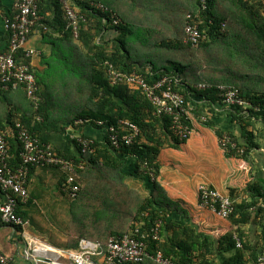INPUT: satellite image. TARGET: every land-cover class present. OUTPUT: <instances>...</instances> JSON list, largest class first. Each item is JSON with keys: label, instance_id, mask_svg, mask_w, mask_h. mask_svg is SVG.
I'll return each instance as SVG.
<instances>
[{"label": "trees", "instance_id": "16d2710c", "mask_svg": "<svg viewBox=\"0 0 264 264\" xmlns=\"http://www.w3.org/2000/svg\"><path fill=\"white\" fill-rule=\"evenodd\" d=\"M203 1L69 0L83 18L77 38L68 28L61 0L39 3L40 16L53 15L49 25L43 20L48 28L51 25L62 32L70 44L74 39L81 44L64 50L65 80L70 82L64 100L70 105L66 111L51 108L54 95L36 75L40 108L11 125L15 129L21 122L41 145H51L58 157L74 165L78 184L85 183L77 199L69 198L70 242L76 241L73 248L80 239L107 245L113 236L137 232L151 256L160 252L171 264H258L264 246L261 183L250 180L243 189L248 197L241 202L237 201L241 189L230 190L234 213L229 219L236 227V238L233 233L221 238L203 233L188 212L168 198L158 180L160 152L181 149L195 130L193 122L184 118L191 134L181 140L172 129V117L157 116L144 91L126 79L112 84L106 67L108 63L117 73L142 75L149 84L165 77L177 79L174 90L185 97L187 110L199 124L215 131L226 157L251 164L252 151L261 145L256 131L264 130V0H205L206 8ZM188 23L197 25L203 36L197 48L186 42ZM199 84L211 88L199 90ZM219 87L238 90L247 104L226 107ZM192 98L209 103V114L193 107ZM219 106L227 108L231 124L240 126L245 142L217 126ZM80 120L90 123L77 126ZM121 121L140 130L130 145L122 141L130 133L121 128ZM98 122L116 130L120 147L114 146L110 132L104 133L102 142L82 134L93 141L94 150L82 153L78 140L67 135V126L78 131L87 126L105 131ZM225 137L244 154L239 155L231 144L224 149L221 141ZM9 144L10 164L20 168L21 145L17 141ZM129 177L144 182L147 197L127 184ZM256 223L262 225L260 249L249 245L245 231ZM156 230L159 239H155ZM142 264L159 263L148 258Z\"/></svg>", "mask_w": 264, "mask_h": 264}, {"label": "crops", "instance_id": "0c3cea01", "mask_svg": "<svg viewBox=\"0 0 264 264\" xmlns=\"http://www.w3.org/2000/svg\"><path fill=\"white\" fill-rule=\"evenodd\" d=\"M14 4L15 0H0V53H5L8 50L9 36L5 29V20L13 17ZM40 17L38 25L29 38L27 47L38 52L32 60L33 69L40 78L41 84L49 87V91L54 95L70 84L65 80L67 75L64 67L65 48L69 49L74 43L79 46L81 44L77 39H74L73 44H70L63 39L62 32L51 28V25L48 28L43 23V20L47 24L52 20L51 13L47 14V17ZM75 38L77 37L75 36ZM192 103L193 107L199 108L201 114H209V103H205L203 99L192 98ZM52 106L51 108H55L56 105L52 104ZM216 109L221 113L216 120L217 126L227 132L234 133L238 140H242V130L240 126L231 124L227 108L219 106ZM34 110V106L23 88L10 89L0 96V130L7 134L9 142L17 141L18 143L15 129L11 125L12 122L23 116H31ZM189 118L193 122L195 130L188 142L181 149L166 148L160 152L158 180L168 198L181 205L203 233L219 238L233 233L236 238V227L230 219H222L202 206L199 199L200 188L206 185L229 197L231 189H241L242 192L237 200L241 202L248 197L243 189L250 180H253L254 183L260 182L264 187V130L256 131L261 145L257 150L252 151L250 164L244 160L228 159L220 147L215 131L200 125L192 112H189ZM18 123L22 124L17 122L16 125ZM257 128L261 129V124H258ZM66 131L70 137L85 134L99 142L104 140V130L89 126L83 127L82 131L67 126ZM242 142H245V139ZM65 180H67V174L59 168L35 167L29 178L30 198L18 206L19 215L27 221L26 227L19 229L5 225L0 220V255L10 260L11 264H35L34 261H29L24 257V252L30 247L42 245L55 252L62 261H68V255L79 248V244L76 248L72 247L76 241L70 242V206L72 201L69 200V196L65 192ZM134 180L141 182L139 188L141 193L144 196L148 195L144 182L139 179ZM47 185H50L55 192L41 190ZM34 195H37L36 198ZM40 198L47 204L52 203L57 207V214L60 215L58 230L48 224L44 219L43 211H39L37 206ZM3 200V195L0 192V204ZM66 201L68 202L66 203ZM245 231L249 245L260 249L262 246V225L260 223L250 224L245 228ZM81 240L88 239H80L78 243ZM229 256L231 257V255ZM245 260H248L247 255ZM0 264L2 263L0 262Z\"/></svg>", "mask_w": 264, "mask_h": 264}, {"label": "built area", "instance_id": "2783aa9c", "mask_svg": "<svg viewBox=\"0 0 264 264\" xmlns=\"http://www.w3.org/2000/svg\"><path fill=\"white\" fill-rule=\"evenodd\" d=\"M41 0H15V13L12 18L5 20V29L9 36V46L5 53H0V96L10 89L23 88L28 99L37 111L40 108L42 97L40 96V87L32 66V60L38 54L34 49L27 47L29 38L33 30L38 25L41 17L39 15V3ZM65 11V18L68 22V28L74 30L75 36L78 35V28L82 16L74 10L69 0H61ZM206 8V1H203ZM190 18V17H189ZM186 42L197 48L203 38L199 27L188 23L185 28ZM108 66V75L112 84L126 79L132 86L142 89L151 101L156 110V115L169 116L173 119L172 129L181 139H187L191 134L184 123L189 117V111L186 108L185 97L173 86L177 83L170 78H162L153 84H149L142 75L131 74L123 75L114 71L113 67ZM199 90L210 89L207 84L196 86ZM223 104L230 108L233 106H243L247 103L240 96L236 89L219 87ZM185 118V119H184ZM90 123V121H78L77 126ZM100 126L105 127L103 122H98ZM121 128L129 131V135L124 136L122 141L130 145L134 138L139 135V128L127 121L120 122ZM105 132L112 133L111 139L115 147H120L119 136L112 127H105ZM15 134L21 145L20 157L22 165L14 169L10 164V144L8 136L0 131V192L4 200L0 204V220L3 224L24 228L27 221L18 213L20 203L27 202L30 198L29 178L32 167H56L67 174L65 192L71 200H75L81 190V184H78V175L74 165L58 157L52 146L41 145L37 138L31 134L27 128L18 123L15 127ZM82 147V153L94 152L93 141L83 138L82 135H73ZM222 145L227 147L231 144L233 149L237 150L239 155L244 154L243 149H239L230 139L224 138ZM200 202L203 207L211 209L222 219H229L234 213V204L229 196L222 195L215 189L203 185L200 188ZM137 233V232H136ZM136 233L125 234L123 236H113L109 239L107 245L81 240L79 248L68 255V261H62L55 252L46 249L44 246L30 247L24 252V257L35 264H142L148 258L154 259L159 264H171L166 260L162 253L151 256L146 250V244L138 239ZM155 239L158 238V231H155ZM2 264H11L10 260L0 255ZM258 264H264V247L258 259Z\"/></svg>", "mask_w": 264, "mask_h": 264}, {"label": "rangeland", "instance_id": "374dc122", "mask_svg": "<svg viewBox=\"0 0 264 264\" xmlns=\"http://www.w3.org/2000/svg\"><path fill=\"white\" fill-rule=\"evenodd\" d=\"M60 90H61V88H60ZM69 92H70L69 89L63 88L61 92L54 94L55 100L53 101V104L56 105L55 106L56 108H60L62 111H66V108H67V106L70 105V103H66L64 100V97H66L67 94H69ZM126 182L132 189L138 190L141 193V191L139 189L141 182H138L131 177H129ZM83 185H85V183L83 184L81 182L82 188H83ZM41 190L45 191V192H51V193L55 192L54 190L51 189L50 185L42 187ZM36 196L34 195L35 198H36ZM143 197H147V195H145V196L143 195ZM67 202L68 201H66V203ZM37 207H38L39 211H41V212L43 211V216H44L45 221L48 224H51L52 226H54V228L58 230V225H60V224H58L59 223L58 220H59L60 215L57 214L58 209L55 206V204H52V203L47 204L43 199L40 198V199H38V206ZM70 230H71V227H70Z\"/></svg>", "mask_w": 264, "mask_h": 264}, {"label": "clouds", "instance_id": "9594fccd", "mask_svg": "<svg viewBox=\"0 0 264 264\" xmlns=\"http://www.w3.org/2000/svg\"><path fill=\"white\" fill-rule=\"evenodd\" d=\"M90 242H92V241H90ZM95 243V242H94ZM101 244V243H100Z\"/></svg>", "mask_w": 264, "mask_h": 264}]
</instances>
